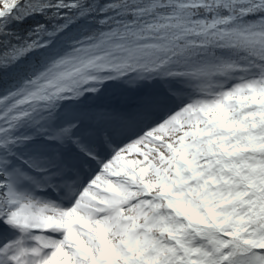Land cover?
I'll list each match as a JSON object with an SVG mask.
<instances>
[{
  "label": "snow or ice",
  "instance_id": "1",
  "mask_svg": "<svg viewBox=\"0 0 264 264\" xmlns=\"http://www.w3.org/2000/svg\"><path fill=\"white\" fill-rule=\"evenodd\" d=\"M0 264H264V0H0Z\"/></svg>",
  "mask_w": 264,
  "mask_h": 264
}]
</instances>
